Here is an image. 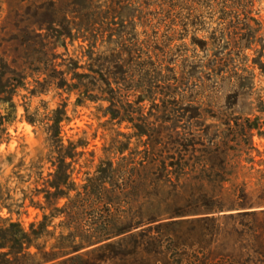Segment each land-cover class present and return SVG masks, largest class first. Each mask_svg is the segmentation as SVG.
<instances>
[{
	"label": "rangeland",
	"instance_id": "rangeland-1",
	"mask_svg": "<svg viewBox=\"0 0 264 264\" xmlns=\"http://www.w3.org/2000/svg\"><path fill=\"white\" fill-rule=\"evenodd\" d=\"M0 264H264V0H0Z\"/></svg>",
	"mask_w": 264,
	"mask_h": 264
},
{
	"label": "trees",
	"instance_id": "trees-1",
	"mask_svg": "<svg viewBox=\"0 0 264 264\" xmlns=\"http://www.w3.org/2000/svg\"><path fill=\"white\" fill-rule=\"evenodd\" d=\"M250 215H254V213H251Z\"/></svg>",
	"mask_w": 264,
	"mask_h": 264
}]
</instances>
